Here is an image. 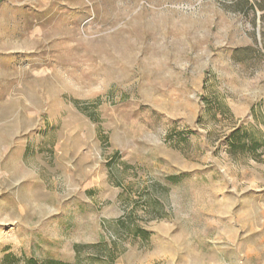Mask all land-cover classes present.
<instances>
[{"label":"rangeland","instance_id":"rangeland-1","mask_svg":"<svg viewBox=\"0 0 264 264\" xmlns=\"http://www.w3.org/2000/svg\"><path fill=\"white\" fill-rule=\"evenodd\" d=\"M0 264H264V0H0Z\"/></svg>","mask_w":264,"mask_h":264},{"label":"trees","instance_id":"trees-1","mask_svg":"<svg viewBox=\"0 0 264 264\" xmlns=\"http://www.w3.org/2000/svg\"><path fill=\"white\" fill-rule=\"evenodd\" d=\"M239 133H241V131H236L234 133H232L229 137H228V143H229V146L232 147L234 146V142L235 140L238 138L239 139ZM246 138L250 139V140H253L254 137V134H248L247 132V135L245 136Z\"/></svg>","mask_w":264,"mask_h":264}]
</instances>
